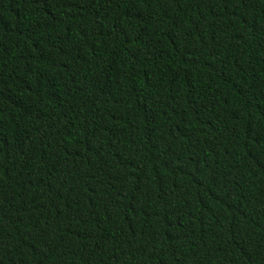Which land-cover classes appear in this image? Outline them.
Listing matches in <instances>:
<instances>
[{
  "label": "trees",
  "instance_id": "obj_1",
  "mask_svg": "<svg viewBox=\"0 0 264 264\" xmlns=\"http://www.w3.org/2000/svg\"><path fill=\"white\" fill-rule=\"evenodd\" d=\"M0 264H264V0H0Z\"/></svg>",
  "mask_w": 264,
  "mask_h": 264
}]
</instances>
